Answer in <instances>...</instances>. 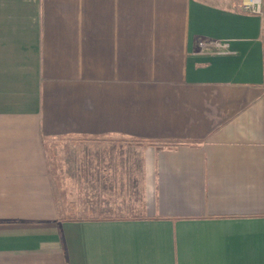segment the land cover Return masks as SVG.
Segmentation results:
<instances>
[{"label": "crops", "instance_id": "0c3cea01", "mask_svg": "<svg viewBox=\"0 0 264 264\" xmlns=\"http://www.w3.org/2000/svg\"><path fill=\"white\" fill-rule=\"evenodd\" d=\"M241 1L0 0V264H264Z\"/></svg>", "mask_w": 264, "mask_h": 264}, {"label": "built area", "instance_id": "2783aa9c", "mask_svg": "<svg viewBox=\"0 0 264 264\" xmlns=\"http://www.w3.org/2000/svg\"><path fill=\"white\" fill-rule=\"evenodd\" d=\"M241 6L253 13H264V0H242Z\"/></svg>", "mask_w": 264, "mask_h": 264}, {"label": "rangeland", "instance_id": "374dc122", "mask_svg": "<svg viewBox=\"0 0 264 264\" xmlns=\"http://www.w3.org/2000/svg\"><path fill=\"white\" fill-rule=\"evenodd\" d=\"M74 213V211H69V214L72 215Z\"/></svg>", "mask_w": 264, "mask_h": 264}]
</instances>
